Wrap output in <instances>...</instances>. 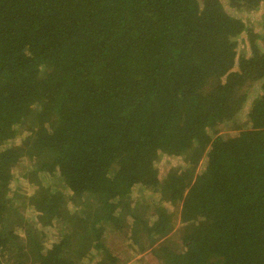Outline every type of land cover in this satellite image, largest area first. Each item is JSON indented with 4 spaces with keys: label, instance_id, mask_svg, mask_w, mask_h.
<instances>
[{
    "label": "trees",
    "instance_id": "16d2710c",
    "mask_svg": "<svg viewBox=\"0 0 264 264\" xmlns=\"http://www.w3.org/2000/svg\"><path fill=\"white\" fill-rule=\"evenodd\" d=\"M259 42L222 0H0V264H125L105 227L155 264H264ZM24 159L35 189L11 195Z\"/></svg>",
    "mask_w": 264,
    "mask_h": 264
},
{
    "label": "rangeland",
    "instance_id": "374dc122",
    "mask_svg": "<svg viewBox=\"0 0 264 264\" xmlns=\"http://www.w3.org/2000/svg\"><path fill=\"white\" fill-rule=\"evenodd\" d=\"M222 2L224 4V7L227 13H229L231 16H234L237 19H241L247 27H250V29H253L254 31H261L264 34V7H263L264 4L260 5L261 7H259L257 10L252 11V12H237L231 8L226 7L227 3L225 0H222ZM259 45L262 48L264 47V45L262 46L260 42H259ZM236 52L239 55L245 54L244 56H248L250 53L248 46L247 45L243 46V44L240 43L239 41H237ZM260 93L261 92H260V88L258 84L254 85L252 87L251 94L244 106V109L242 110V113L238 115L237 120L241 126L243 125L245 121L244 114L246 112V107H249L252 101L255 98L260 96ZM234 126H235L234 124H229L227 126L219 127V129L216 130L217 132L216 135H219L222 137H225V135H230L236 132V131L231 130ZM24 136H25L24 133H20L16 139L8 142V145L6 146H10L13 142L18 144L23 139ZM179 162H180V159L178 158H172V157L162 158L157 162L156 168L160 174H164L165 171H167L170 166L176 165ZM32 170H33L32 163L31 161L27 159H24L19 164V167L14 169V171L12 172V180L10 182V194L11 195L16 193V195L26 197L33 193L35 189L34 185L30 184L27 178L24 177L25 174H28ZM41 177L42 178L38 176L42 185H46V186L52 185L53 187L57 189H61L59 185V181L56 177L54 178H52L51 176L48 178L46 176H41ZM132 196H133V201L139 202L136 213L137 214L147 213L148 215V213L150 212V208L147 209V206L148 205L150 206L151 204H150V199H148L147 197H150V196L147 193H144V192L142 193V191L139 192L138 190H134ZM22 211L24 215L23 217H25L26 219L27 218L34 219L33 212L30 208L25 206L22 208L21 213ZM53 232H54L53 229L48 230L49 234H52ZM58 232H59V229H58ZM17 233L21 235V233L23 234V230H17ZM122 239L123 237L119 235V233L113 232L111 230V227L104 228L103 236H102V244H104L105 248L109 250V252H111L113 255H115L122 261L131 257L130 259L126 260L125 264H155V260L150 255L149 250L144 253L134 255V254H131V251L128 249V252L130 253L131 256H127V254L125 253L124 244L122 242ZM124 241H126V239H124Z\"/></svg>",
    "mask_w": 264,
    "mask_h": 264
}]
</instances>
